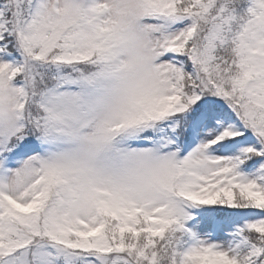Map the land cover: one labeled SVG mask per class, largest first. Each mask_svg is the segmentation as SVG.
Wrapping results in <instances>:
<instances>
[{"label": "snow or ice", "instance_id": "obj_1", "mask_svg": "<svg viewBox=\"0 0 264 264\" xmlns=\"http://www.w3.org/2000/svg\"><path fill=\"white\" fill-rule=\"evenodd\" d=\"M0 264H264V0H0Z\"/></svg>", "mask_w": 264, "mask_h": 264}]
</instances>
